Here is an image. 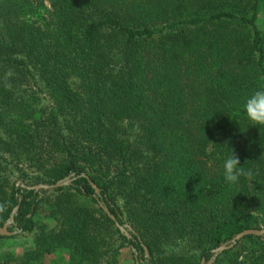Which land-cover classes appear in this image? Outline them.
I'll use <instances>...</instances> for the list:
<instances>
[{
    "label": "trees",
    "instance_id": "obj_1",
    "mask_svg": "<svg viewBox=\"0 0 264 264\" xmlns=\"http://www.w3.org/2000/svg\"><path fill=\"white\" fill-rule=\"evenodd\" d=\"M261 88L264 0H0V243H31L0 264H200L264 229ZM212 264H264V238Z\"/></svg>",
    "mask_w": 264,
    "mask_h": 264
},
{
    "label": "clouds",
    "instance_id": "obj_2",
    "mask_svg": "<svg viewBox=\"0 0 264 264\" xmlns=\"http://www.w3.org/2000/svg\"><path fill=\"white\" fill-rule=\"evenodd\" d=\"M243 113L253 126H264V88L254 91L243 104ZM254 175L252 169L240 166L239 156L231 149L230 155L223 165L224 180L229 184H236L241 177L251 180Z\"/></svg>",
    "mask_w": 264,
    "mask_h": 264
},
{
    "label": "water",
    "instance_id": "obj_3",
    "mask_svg": "<svg viewBox=\"0 0 264 264\" xmlns=\"http://www.w3.org/2000/svg\"><path fill=\"white\" fill-rule=\"evenodd\" d=\"M68 178L69 177H66V178H64L63 182H57V183H55L53 185H41V184H39V185H35V186H32V187L27 188V189H32L34 191H37V190H51L52 188H56V187H59L61 185H66L69 182V179ZM89 184H90V187L93 190V194L95 196H97L98 195L97 189L91 183H89ZM101 209H102V211L105 213V215L110 220H113V217L108 213V211L103 206H101ZM15 210H16V207L13 208V210L11 211V214H14L15 213ZM11 214L9 215L8 220L3 224V226L0 227V236H2V237H9V236H12L14 234V232H8L6 230V228L9 226V224L12 222ZM115 226L117 227V229L119 230V232H121L126 238L129 237L128 233L125 232V230L131 232V230H130L129 227H127V226H118L117 224H115ZM249 235L250 236H254V237H263L264 238V229H260V230H244V231H242V232L234 235L229 240L228 243H224V244L218 246L217 248H215L212 251V256H211L210 260H208L205 263H203V260H201L200 261V264H212L214 258L216 257V255L218 253H220L223 250H226V249L231 248L235 244L236 241H238L239 239H241L244 236H249Z\"/></svg>",
    "mask_w": 264,
    "mask_h": 264
},
{
    "label": "rangeland",
    "instance_id": "obj_4",
    "mask_svg": "<svg viewBox=\"0 0 264 264\" xmlns=\"http://www.w3.org/2000/svg\"><path fill=\"white\" fill-rule=\"evenodd\" d=\"M31 246L30 243V236L28 235H21L18 236L17 238L14 239H8V240H3L0 243V253L1 254H7L11 256H18L20 255L23 251L29 249ZM63 258L59 253L56 254V256H49L46 257L42 260V264H50V261L53 260L54 258ZM119 264H133V260L131 256L128 253L127 249H123L120 254L119 258Z\"/></svg>",
    "mask_w": 264,
    "mask_h": 264
}]
</instances>
